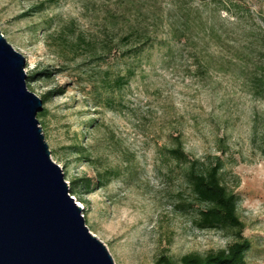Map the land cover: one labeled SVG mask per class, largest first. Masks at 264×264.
Wrapping results in <instances>:
<instances>
[{
	"label": "rangeland",
	"instance_id": "obj_1",
	"mask_svg": "<svg viewBox=\"0 0 264 264\" xmlns=\"http://www.w3.org/2000/svg\"><path fill=\"white\" fill-rule=\"evenodd\" d=\"M136 8L147 25L155 22L162 44L93 59L52 38L69 21L68 41L76 33L98 37L104 24L115 26L116 38ZM0 32L24 57L27 89L39 97L62 90L41 101L37 123L85 225L114 264H152L161 252L176 260L233 239L230 229L193 224L202 203L192 197L185 164L166 153L174 134L203 165L220 156L221 181L236 195L249 240L245 264H264V101L241 73L257 65L264 73V0H0ZM127 69L124 84H105ZM84 176L88 192L79 180L70 184Z\"/></svg>",
	"mask_w": 264,
	"mask_h": 264
},
{
	"label": "water",
	"instance_id": "obj_2",
	"mask_svg": "<svg viewBox=\"0 0 264 264\" xmlns=\"http://www.w3.org/2000/svg\"><path fill=\"white\" fill-rule=\"evenodd\" d=\"M23 66L0 32V264H114L49 156Z\"/></svg>",
	"mask_w": 264,
	"mask_h": 264
},
{
	"label": "trees",
	"instance_id": "obj_3",
	"mask_svg": "<svg viewBox=\"0 0 264 264\" xmlns=\"http://www.w3.org/2000/svg\"><path fill=\"white\" fill-rule=\"evenodd\" d=\"M43 4V1L31 5L30 10H37ZM23 14V13H22ZM136 8L134 11L133 22H126L124 27H120V34L115 36V26H108L104 24L101 27L100 35L84 37L80 33H76L73 40H67V31L72 32L74 23L69 21L67 25L58 29L52 38L57 40V45H69L72 51L82 48L90 58L103 59L112 49L119 48V55H135L138 54L144 46L152 44H162L163 39L157 36V28L155 22L147 25L143 20L145 15ZM123 18L124 15H122ZM153 18H158V14H151ZM115 17V16H114ZM116 18V17H115ZM114 22V21H112ZM122 47H118V42ZM244 57V58H243ZM242 58L246 60V55ZM207 59L198 60V68L204 71L207 68ZM262 66L257 65L254 70L246 72L241 70L245 81L249 84V91L252 95L260 98L264 101V73ZM127 69V73L115 74L111 80L108 77L105 78L106 85H112L119 87L127 80V74L130 72ZM39 72L47 75L49 71L43 69ZM27 77L32 74H26ZM60 88L54 87L46 89L40 96L41 101L46 100L53 94L60 93ZM107 102V101H105ZM109 102V101H108ZM45 108L43 107L37 112V116H41ZM75 148H80L77 145H73ZM166 153L173 158L176 162L185 164L184 178L192 193L193 199L202 203L196 209V215L192 219L193 224L198 228H222L230 229L233 239L228 242L224 247L217 248L215 250L207 251L203 254L188 251L184 252L174 260L167 253L161 252L155 256L152 264H245L244 251L249 246V240L247 237L241 234L243 227L242 221L239 219L236 213V195L233 191L229 190L225 184L221 181L220 173L222 170V160L218 154L212 155V160L206 165L196 157H190L182 147L181 140L177 134L173 135V143L165 147ZM109 170H105L100 176L96 177V182L103 181L101 175L107 176ZM79 180L83 192L90 190L89 185L91 179L89 177H74L70 180L71 186L73 183ZM77 184V185H78ZM100 184V183H99ZM191 201H184V206L189 207Z\"/></svg>",
	"mask_w": 264,
	"mask_h": 264
}]
</instances>
